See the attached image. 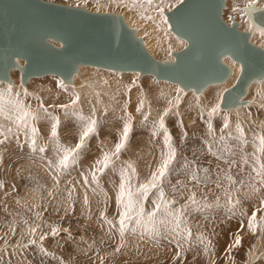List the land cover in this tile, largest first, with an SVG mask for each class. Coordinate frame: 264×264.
Listing matches in <instances>:
<instances>
[{"label":"rangeland","instance_id":"rangeland-1","mask_svg":"<svg viewBox=\"0 0 264 264\" xmlns=\"http://www.w3.org/2000/svg\"><path fill=\"white\" fill-rule=\"evenodd\" d=\"M48 1L74 4L73 0ZM181 1L163 0L157 9L166 13ZM247 2L228 0L222 18L237 21L249 33L243 10ZM166 42L167 54L153 58L174 62L172 53L185 49L187 43L179 45L172 37ZM23 67L16 66L22 84L18 87L29 92L12 87L11 98L22 101L36 118L30 119L28 127L0 115V125H5L0 127L5 133L0 135V264H264V175L257 174L264 165V151L258 150L264 125L252 120L257 116L264 121V75L247 84L233 111L223 107L221 99L223 90L239 76L230 86L226 81L194 88L172 111L178 83L138 71L82 69L84 75L108 80L102 89L110 95L102 97L97 113L89 101L84 104L83 93L63 84L57 75L22 81ZM6 82L0 79V92L6 91ZM131 91L137 93L135 102ZM74 96L79 100L71 105ZM143 102L151 103L150 107ZM65 105L69 107H61ZM165 111H169L166 116ZM90 116L96 119L95 131L67 167L58 166V145L74 147ZM161 116L163 128L158 123ZM126 122L131 130L125 146L100 171L96 162L115 151ZM165 133L175 157L143 201L146 212L161 205L156 211L161 222L146 226L137 224L133 216L121 234L120 184L123 180L135 189L149 179L167 152ZM190 198L194 199L190 202ZM184 205L186 216H180ZM253 213L255 229L251 230L248 220ZM237 236L240 243L234 246Z\"/></svg>","mask_w":264,"mask_h":264},{"label":"water","instance_id":"water-1","mask_svg":"<svg viewBox=\"0 0 264 264\" xmlns=\"http://www.w3.org/2000/svg\"><path fill=\"white\" fill-rule=\"evenodd\" d=\"M224 0H182L167 11L171 30L187 40L174 62H159L117 14L101 13L48 0H0V79L8 80L15 58L25 60L21 79L54 74L70 81L75 64L117 71H138L198 89L225 81L222 56L241 63L222 104H234L252 77L264 75V49L249 43L248 33L222 19ZM264 28V7L244 8ZM250 11V12H248ZM252 12V13H251ZM60 41L59 47L50 41ZM202 66V67H200Z\"/></svg>","mask_w":264,"mask_h":264},{"label":"bare ground","instance_id":"bare-ground-1","mask_svg":"<svg viewBox=\"0 0 264 264\" xmlns=\"http://www.w3.org/2000/svg\"><path fill=\"white\" fill-rule=\"evenodd\" d=\"M68 1V0H67ZM84 1H89L90 5H87V3H85ZM164 1H167V0H164ZM228 0H224V6L223 8L226 6V3H227ZM61 2V1H60ZM70 2V1H69ZM161 2V0H153V5L152 6H148V5H143V6H140L139 4L133 6L130 2V0H123V2H121V0H108V1H105V0H73L71 1L70 3H74V4H69V3H66L67 5H70V6H76V7H81V8H84V9H91L92 11H97V12H101V13H109V14H117L119 15L123 22L125 23V25L128 27V28H131L134 35L141 39V43L143 44V47L144 49L147 51V53L156 58L157 54L159 53H164V54H167V48L170 47V45L166 42V40L170 37L173 38V40L179 44V45H182L184 43V41L188 44L187 40L183 39L182 37H179L177 36L172 30H171V24H170V21H169V17L167 15V12H163L162 11V8H159L157 9V7L159 6V3ZM63 3V4H65ZM180 3V2H179ZM248 4L245 6V7H248V6H253L254 8H261L262 6H264V0H248L247 2ZM75 4H78V5H75ZM177 5V4H176ZM95 7V8H94ZM245 7H243V10H244V13L246 16H248V24H249V33H248V41L249 43L251 44H254L262 49H264V35L261 34L262 31H264V28L263 27H260V25H257L253 22L251 16L249 14L246 13L245 11ZM223 8H222V12H223ZM96 9V10H94ZM250 12V11H248ZM162 13V15H161ZM252 13V12H251ZM141 16H144V17H151V19H142ZM167 17V18H166ZM223 17V16H222ZM223 19V18H222ZM227 24L231 25V21L227 20L226 21ZM237 22V21H235ZM238 23V22H237ZM239 24V23H238ZM238 29L241 30V27L238 26ZM243 31V30H241ZM246 32V31H244ZM183 39V40H182ZM57 44V46L59 47L61 45V42L60 41H55ZM171 49V48H170ZM172 53V52H171ZM229 54V53H228ZM228 54H225L224 56H222V61L229 67V74L227 76V78L225 79V82L222 81L221 82V85L226 83L228 84V86L232 85L233 84V80H235L237 78V76L240 75V72H241V69H242V65L240 62H237V61H234V59L228 55ZM172 56H174V53H172ZM175 57V56H174ZM233 60H231V59ZM23 59V58H22ZM20 60L19 58H15V61H16V65L11 69V67L8 69V73H9V76H11L9 78V80H4V79H1V80H4L7 81V85L11 86V91L13 90L12 87H14L15 89H18L19 85L22 86V84L20 83V80L18 79V76L16 75V66H22L24 65L23 60ZM19 60V61H18ZM75 65L77 66L78 65V68L76 69ZM74 65V72L71 74V77H70V81H63V84L65 85H68L70 86L73 90L79 92V94L83 93L85 95V100H84V104H87V101H89L91 104H92V111H96L98 113V111L100 110V106L101 103H102V97L104 95H106L107 97L110 95L108 94V92L104 89L107 88V81L106 79H103L102 76H99V77H94V76H91V75H84L83 74V70L82 69H91L93 68L94 70L93 71H97L96 69H99L102 67H95V66H91V65H84V64H75ZM202 67V66H200ZM104 69V68H103ZM19 71V70H18ZM22 73V71H20ZM19 72V73H20ZM115 73H133L135 74L136 71H116L114 70ZM90 73V72H88ZM146 74H149V73H146ZM145 75V74H144ZM152 75V74H151ZM32 76H39V75H32ZM42 76V75H40ZM31 78V76H29ZM28 77V78H29ZM27 78V79H28ZM255 77H252L250 79V81L252 79H254ZM260 78V77H259ZM26 79V80H27ZM25 80V81H26ZM161 80V79H160ZM164 80V79H163ZM23 81V80H22ZM249 81V82H250ZM247 82L244 86V91L246 90V86L247 84L249 83ZM20 83V84H19ZM217 83H220V82H217ZM177 85V84H175ZM261 85V84H260ZM259 86V89H260V86ZM180 86V87H179ZM227 86V85H225ZM102 87H104V89H102ZM202 87V86H201ZM200 88V87H199ZM198 88V89H199ZM20 89V88H19ZM143 89V88H142ZM21 90V89H20ZM23 90V89H22ZM21 90V91H22ZM144 90V89H143ZM248 90V89H247ZM246 90V91H247ZM263 90V89H262ZM146 91V90H145ZM173 91V90H171ZM258 91V90H257ZM256 91V93H257ZM260 91V90H259ZM22 92H29L28 90H25V91H22ZM130 92V91H129ZM128 92V93H129ZM188 92L189 93H193L194 92V87H189V88H185L183 87L182 85H178L177 88H175V92H174V104L172 105V107L170 108L172 111H176L178 109V105L181 103V102H184L183 99L188 95ZM36 93V91H35ZM38 93V92H37ZM36 93V94H37ZM142 93V91L140 92ZM223 93H224V90H223ZM245 93V92H244ZM243 93V94H244ZM262 93V92H260ZM25 94V93H24ZM29 94V93H28ZM27 94V95H28ZM144 94V93H143ZM143 94H140V96L142 95L143 97ZM31 95V94H30ZM38 95V94H37ZM36 95V96H37ZM35 97V94L33 95ZM147 96V95H146ZM223 96V95H222ZM245 96V94H244ZM258 96V95H257ZM30 97V96H29ZM111 97V96H110ZM109 97V98H110ZM130 97H131V100L133 99V102L136 101L137 99V93L136 92H132L131 91V94H130ZM142 97H141V101H142ZM242 95L239 98H241ZM28 99V98H27ZM41 99V98H40ZM111 99V98H110ZM238 99H237V102H238ZM257 100V99H256ZM100 101V103H99ZM145 101V100H144ZM147 101V100H146ZM254 101V100H253ZM105 102V101H104ZM237 102L234 103V104H228V105H223L222 104V99H221V104L223 107H227L230 109V111H233L235 109H237ZM245 102V101H244ZM243 102V103H244ZM260 102V101H259ZM258 102V103H259ZM144 103V102H143ZM142 103V104H143ZM252 103V102H251ZM257 103V102H256ZM149 103L145 105V108H147L149 106ZM255 104V103H254ZM26 105V104H25ZM106 105V103H105ZM105 105L102 107L104 108ZM256 105V104H255ZM257 106V105H256ZM260 106V105H258ZM257 106V107H258ZM262 106V105H261ZM108 107H110L108 105ZM143 107V106H142ZM150 107V106H149ZM113 108V107H111ZM256 108V107H255ZM259 108V107H258ZM263 108V107H261ZM107 109V108H106ZM104 109V110H106ZM109 109V108H108ZM30 110V109H29ZM169 110V109H168ZM148 111H151V109H148ZM155 111V110H154ZM170 111V110H169ZM167 111V112H169ZM172 111H170L172 113ZM179 111V110H178ZM149 113V112H148ZM147 113V114H148ZM152 113V112H151ZM165 113V112H164ZM178 114V113H177ZM180 114V113H179ZM116 115V114H115ZM164 116H166L164 114ZM179 116V115H178ZM135 120H137L138 117H134ZM186 120H189L188 117H186ZM252 120H254V123H260V124H263L264 125V121H261L257 116L255 118H253ZM0 127H5V125H0ZM240 129V128H239ZM259 137H263L262 135H260ZM193 196V195H192ZM190 202L194 199V198H190ZM21 203V202H20ZM193 203V202H192ZM190 205V204H189ZM192 206V205H191ZM144 207V206H143ZM175 207V206H174ZM189 207V206H188ZM180 210V216L184 215V211H186V206L184 205L182 207V209H179ZM144 212L145 214H147L148 212L145 211V208H144ZM179 216V217H180ZM186 216V214L184 215ZM158 216L156 215L155 217V221H159L158 220ZM136 220V219H135ZM161 222V221H160ZM89 223V222H88ZM163 223V222H162ZM142 224H145V223H142ZM91 225V224H90ZM154 225V223H153ZM159 225V224H158ZM158 229L160 227V225L158 226ZM163 225V224H162ZM144 226V225H143ZM151 226V225H150ZM85 227V225H84ZM94 227V226H93ZM148 228V227H146ZM154 228V226H153ZM157 229V228H156ZM154 230V229H153ZM10 232V231H9ZM35 235H36V231L33 232ZM52 236V235H51ZM21 241V240H20ZM4 244V243H3ZM20 245V244H19ZM22 245V244H21ZM20 245V246H21ZM21 248V247H19ZM1 249V248H0ZM18 251H20V249H18ZM149 251V250H148ZM154 251V250H153ZM1 252V250H0ZM157 253V251L155 252ZM159 253V252H158ZM151 254V252H150ZM153 254V253H152ZM16 255V254H15ZM157 256V255H156ZM5 257V256H4ZM159 257V256H157ZM153 258V257H152ZM148 259V258H147ZM158 259V258H157Z\"/></svg>","mask_w":264,"mask_h":264},{"label":"snow or ice","instance_id":"snow-or-ice-1","mask_svg":"<svg viewBox=\"0 0 264 264\" xmlns=\"http://www.w3.org/2000/svg\"><path fill=\"white\" fill-rule=\"evenodd\" d=\"M123 2V0H121ZM131 4L133 6L139 4L140 6L153 5V0H130ZM161 3H163V0H161ZM162 15V13H161ZM142 19H151V17H144L141 16ZM262 35H264V31L261 32ZM12 92H11V86L9 85L6 89V91L0 92V115L6 116L7 119H10L13 121L16 125H24L30 127V119H35L36 116L34 113L29 111L23 104L22 101L16 100L11 98ZM79 100L78 96H74V98L71 101V105H75L77 101ZM142 106V105H141ZM64 108H67L69 106H61ZM139 110V108L137 109ZM215 110V109H214ZM8 113H12V115H8ZM167 112L165 111V115ZM81 120H84V117H81ZM96 119L94 116H90L87 118V120L84 123V126L82 127L80 133H79V139L78 142L74 147H64L63 145H58V151L60 152V159L58 161V166L67 167L68 162L70 159L75 158V154L79 152V150L84 146L86 138L90 136L95 131L96 127ZM159 127H164V118L163 116L160 117L159 120ZM226 126V125H225ZM131 130V124L130 122H126L123 131L120 137L119 142L115 145V151L113 153H104L101 159H99L96 163L99 166V170L103 171L105 168L108 167L111 156L117 155L120 153L121 149L125 146V142L128 138V134ZM8 132H11V129L7 130ZM33 135L36 133V129L32 128ZM4 131L0 130V135H4ZM51 134L53 137L57 135L56 133V126L53 125ZM2 143V141H0ZM35 143V141H33ZM260 148L259 151H264V137L259 138ZM165 146L167 148V152L163 154L162 160L157 167V169L151 174L149 179L145 182L139 185L138 188H133V186L129 183H126L122 180L119 188V192L117 194V204L122 205L121 211L119 213L120 219V231L121 234H123V231L125 229L126 221L132 220L133 216L136 218V223L140 224L141 222H145V225L153 224L155 222L156 217V211H159L161 205L157 204L156 209L152 212H148L145 214L144 207H143V201L147 197L148 192L150 189L155 188L157 186V183L162 180V178L165 177V175L168 172L169 166L172 164L174 157H175V150L171 147L170 144V137L167 133H165ZM44 149L41 148L40 151H43ZM131 167V166H129ZM133 169V174H134ZM258 175H264V165L261 166V169L257 172ZM195 178V177H193ZM261 183H264V180L261 181ZM161 197H163V193L161 192ZM262 206H264V201L261 202ZM165 211H167V204L164 205ZM177 220H179V216L176 217ZM255 213H253L252 217L248 220V227L251 230L255 229ZM110 223V222H109ZM177 227H179V224H177ZM55 232V230H53ZM43 238V237H42ZM240 243V237L237 236L235 239V245H239Z\"/></svg>","mask_w":264,"mask_h":264}]
</instances>
